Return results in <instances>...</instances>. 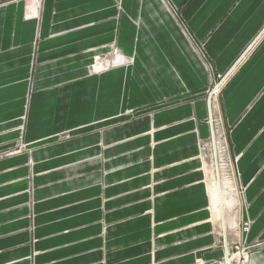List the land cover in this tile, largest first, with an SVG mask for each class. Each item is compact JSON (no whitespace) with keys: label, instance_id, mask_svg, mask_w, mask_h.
I'll return each mask as SVG.
<instances>
[{"label":"crops","instance_id":"crops-1","mask_svg":"<svg viewBox=\"0 0 264 264\" xmlns=\"http://www.w3.org/2000/svg\"><path fill=\"white\" fill-rule=\"evenodd\" d=\"M169 4L0 0V151L29 150L0 159V264L218 257L197 147L215 75L241 239L264 264V0ZM117 52L135 66L90 71Z\"/></svg>","mask_w":264,"mask_h":264},{"label":"rangeland","instance_id":"rangeland-1","mask_svg":"<svg viewBox=\"0 0 264 264\" xmlns=\"http://www.w3.org/2000/svg\"><path fill=\"white\" fill-rule=\"evenodd\" d=\"M164 1L170 9L172 8L171 11L174 12L173 6L169 4V0H164ZM117 9L118 12H121V6H118ZM195 46L196 48H198L197 46H199L198 51L202 50L200 48L201 45L197 44ZM111 48H116L115 43L112 44ZM110 58L112 59H104V57L94 58L89 68L90 71L92 73H97V72H103L108 69L120 70V69H124L125 67L132 68L135 66L133 63H130L131 60L130 57H123L118 52H117V57H115V59L112 56ZM203 60L205 61L204 66L208 70V63L205 59ZM222 81L223 80L220 79V76L218 77V75H215L214 79H212V81L209 82V84L205 88V91L202 93L201 99L204 101L205 109L207 111L206 112L207 117L204 120V123L207 125L208 128V136L207 138L204 139L198 138V142H197V147L199 150V159L202 164V170H204L205 173V186L210 199L209 210L212 216H211V222L208 223V225L210 227L209 232L214 237V243L212 248L220 251L221 253L218 257L208 260V263L197 261L196 264H226V259L229 260V263L227 264H249L251 259L250 256L252 252V250L250 249L253 246L247 245L241 239L243 230L247 232L248 230L247 228L249 227V225L247 223H245L244 225L238 223V207L242 206L244 203L243 201L244 188L240 185V183H238V177L233 168L234 160H231L228 155V148H227L228 129L224 126V124H222V120L220 117L221 115L218 109L219 94L222 89V86H224L225 84L222 83ZM119 86H122V83H120ZM168 100L163 99L160 102L163 105H167ZM209 107L211 108L212 112L211 114H209L208 117ZM117 114H119L118 116H121L123 114H128V113H123V111H117ZM156 114H157L156 111H151L150 113H147L140 117H134L133 119L148 117L152 123L154 116ZM23 130L24 129H21V136L24 133ZM211 134H213V136ZM68 139H69V133L66 131L58 133L57 135L58 142H63ZM224 139L227 149L225 154V156L227 157L226 159L227 161L224 160L223 162H220L219 158L218 157L216 158V163L218 165V171H219V179L221 182L220 199L222 200V202L221 204H218V202H216L214 207L211 201V190H212L211 184L212 183L215 184L214 181L215 172L213 168L212 152L214 151L213 148L216 147V144H218V142L220 143L221 141V144L223 142L224 145ZM26 147H27L26 144L20 142L17 145H15L14 148L0 151V159H6L12 157V155H16L19 153L23 154L29 151ZM103 161L104 160L102 157L101 159L102 164ZM221 163L223 164L221 165ZM262 244L264 243L256 242V246ZM153 251L154 248L152 249V252Z\"/></svg>","mask_w":264,"mask_h":264},{"label":"bare ground","instance_id":"bare-ground-1","mask_svg":"<svg viewBox=\"0 0 264 264\" xmlns=\"http://www.w3.org/2000/svg\"><path fill=\"white\" fill-rule=\"evenodd\" d=\"M115 53V52H114ZM101 68V67H99ZM214 149V148H213ZM212 149V151H213ZM212 156H213V168H214V174H215V177H214V181H215V184L212 183L211 184V201H212V205L215 207V203L218 202V204H221L222 200L220 199L221 198V182H220V179H219V171H218V165L216 163V152H212ZM215 192V194H214ZM219 206V205H218ZM229 263V260L226 259V264Z\"/></svg>","mask_w":264,"mask_h":264},{"label":"built area","instance_id":"built-area-1","mask_svg":"<svg viewBox=\"0 0 264 264\" xmlns=\"http://www.w3.org/2000/svg\"><path fill=\"white\" fill-rule=\"evenodd\" d=\"M209 109H211V108L209 107ZM211 135L213 136V134H211ZM226 151H227V149H226L225 139H224V145H223V142L221 144V141H220V143L218 142V144H216V147L214 148V152H216V158L218 157L220 162H223L224 160L227 161L226 160L227 157L225 156ZM222 164L223 163H221V165Z\"/></svg>","mask_w":264,"mask_h":264}]
</instances>
